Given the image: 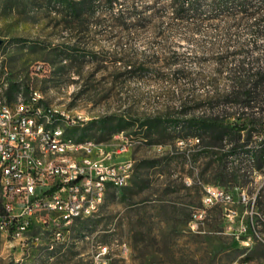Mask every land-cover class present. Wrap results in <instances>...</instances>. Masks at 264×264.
Masks as SVG:
<instances>
[{"label":"rangeland","instance_id":"374dc122","mask_svg":"<svg viewBox=\"0 0 264 264\" xmlns=\"http://www.w3.org/2000/svg\"><path fill=\"white\" fill-rule=\"evenodd\" d=\"M62 22L44 0H0V99L10 88L12 101L19 93L28 98L38 91L47 105L81 112L88 121L67 131L76 140L90 138L110 145L113 136L123 132L134 172L128 186L110 192L93 217L59 229L37 222L22 240L0 234V264H264V175L252 173L244 188L220 187L232 194L233 202L207 209L206 218L192 228L191 215L203 208L206 188L216 186L205 183L208 175L200 176L203 165L179 156L187 145L177 141L169 153L170 164L150 168L170 147L149 145L137 126L108 132L101 123L123 113L144 118L167 106L177 114L181 97H204L215 76L226 88L227 73L217 74V55L225 50L228 38L250 45L249 33L217 21L197 28H170L164 23L160 30L154 23L115 31L113 37L109 27L93 26L74 48L102 54L76 62L66 58L75 37ZM263 44L259 37L256 53L262 57ZM119 49L147 57L175 52L179 59L171 67L156 63L158 73L132 80L121 75L123 65L113 60V51ZM177 69L185 75L175 79ZM187 143L192 147L196 141ZM243 193L250 198L261 195L262 206L241 202Z\"/></svg>","mask_w":264,"mask_h":264},{"label":"trees","instance_id":"16d2710c","mask_svg":"<svg viewBox=\"0 0 264 264\" xmlns=\"http://www.w3.org/2000/svg\"><path fill=\"white\" fill-rule=\"evenodd\" d=\"M44 1L50 13L60 17L67 31L74 34L75 43L66 58L76 62L87 61L88 57L93 60L102 54L74 48L93 26L109 27L112 37L115 31L127 32L154 23L159 30L164 23L170 28L181 25L197 28L214 21L227 29H245L252 39L250 45L240 42L239 38H228L225 50L217 55V74L227 73L226 88H221L215 76L208 81L212 90L204 97H181L177 114L167 106L165 111L144 118L128 117L123 113L105 118L101 123L106 125L103 130L108 132L137 126L143 130V139L149 145L170 147L166 156L150 168L164 162L170 164L169 153L176 149V142L181 141L187 148L179 156L185 161L189 156L193 165H203L200 176L208 175L207 184L244 188L252 173L264 175V56L256 53L257 39L264 40V0ZM262 48L264 50V44ZM163 55L157 53L147 57L119 49L113 51V60L123 65L122 76L135 80L158 73L156 63L163 62L170 67L177 64L179 58L175 52L168 57ZM173 73L175 79L185 75L182 69ZM6 98L10 102L13 100L12 88L6 90ZM230 108L235 110L233 114L227 113ZM189 140L196 144L190 147ZM262 204V196H256L255 206L260 208Z\"/></svg>","mask_w":264,"mask_h":264},{"label":"built area","instance_id":"2783aa9c","mask_svg":"<svg viewBox=\"0 0 264 264\" xmlns=\"http://www.w3.org/2000/svg\"><path fill=\"white\" fill-rule=\"evenodd\" d=\"M88 119L45 104L38 91L28 98L19 93L11 102L0 99V234L22 240L37 222L68 227L95 216L113 183L123 188L130 183L134 161L123 132L110 145L68 135V129ZM240 201L253 208L256 197L243 193ZM202 202L191 215L192 228L206 218L207 209L227 206L233 196L207 187Z\"/></svg>","mask_w":264,"mask_h":264},{"label":"bare ground","instance_id":"6f19581e","mask_svg":"<svg viewBox=\"0 0 264 264\" xmlns=\"http://www.w3.org/2000/svg\"><path fill=\"white\" fill-rule=\"evenodd\" d=\"M126 186H128V184H126L125 187ZM120 189H123V185L122 184H120V183H113V191L120 190Z\"/></svg>","mask_w":264,"mask_h":264},{"label":"water","instance_id":"95a60500","mask_svg":"<svg viewBox=\"0 0 264 264\" xmlns=\"http://www.w3.org/2000/svg\"><path fill=\"white\" fill-rule=\"evenodd\" d=\"M2 42L0 41V46H1Z\"/></svg>","mask_w":264,"mask_h":264}]
</instances>
